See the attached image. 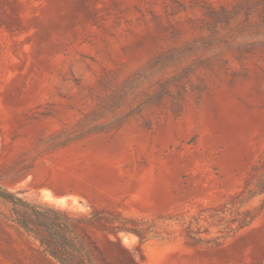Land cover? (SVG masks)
Segmentation results:
<instances>
[{"label": "rangeland", "instance_id": "1", "mask_svg": "<svg viewBox=\"0 0 264 264\" xmlns=\"http://www.w3.org/2000/svg\"><path fill=\"white\" fill-rule=\"evenodd\" d=\"M264 0H0V188L115 233L105 264H264ZM0 198V264H59Z\"/></svg>", "mask_w": 264, "mask_h": 264}, {"label": "trees", "instance_id": "2", "mask_svg": "<svg viewBox=\"0 0 264 264\" xmlns=\"http://www.w3.org/2000/svg\"><path fill=\"white\" fill-rule=\"evenodd\" d=\"M247 200L264 195V173L252 184ZM0 198L17 211V225L38 242L42 252L59 264H105L100 258V246L92 233L106 229L131 231L117 226L103 212L95 209L90 214H75L48 204L30 203L0 188Z\"/></svg>", "mask_w": 264, "mask_h": 264}]
</instances>
